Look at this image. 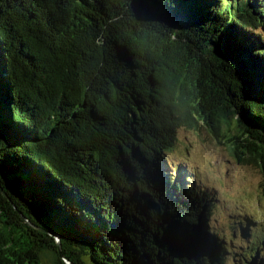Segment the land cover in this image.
Instances as JSON below:
<instances>
[{"label":"trees","instance_id":"obj_1","mask_svg":"<svg viewBox=\"0 0 264 264\" xmlns=\"http://www.w3.org/2000/svg\"><path fill=\"white\" fill-rule=\"evenodd\" d=\"M179 129L264 178V0H0V264H64L18 213L73 264H228ZM248 225L230 264H264Z\"/></svg>","mask_w":264,"mask_h":264},{"label":"rangeland","instance_id":"obj_2","mask_svg":"<svg viewBox=\"0 0 264 264\" xmlns=\"http://www.w3.org/2000/svg\"><path fill=\"white\" fill-rule=\"evenodd\" d=\"M176 140L178 146L167 156L168 162L173 163L171 168L186 164L187 173L196 186L213 197L214 208L208 226L223 233L226 241L231 240L227 260L230 264L244 251V230L240 222L249 223L244 229L248 227L255 233L264 229L263 175L257 167L236 162L227 146L218 143L204 129L199 132L179 129ZM250 212L259 213L260 220L249 222Z\"/></svg>","mask_w":264,"mask_h":264},{"label":"water","instance_id":"obj_3","mask_svg":"<svg viewBox=\"0 0 264 264\" xmlns=\"http://www.w3.org/2000/svg\"><path fill=\"white\" fill-rule=\"evenodd\" d=\"M125 9L129 10L125 16V19L128 18L130 20H133L134 23H131L135 25V31L136 33L143 38H151V34H155L153 36L155 41H159L161 37H165L166 35L169 36L168 39L173 43V44H183L185 39L182 37L176 36L174 34H169L165 32L166 30H159L155 29L157 27V24L160 25L156 20L148 18L147 16H144L140 13V11L137 8L132 7L131 9L126 8ZM124 12V10H123ZM126 11L123 13L125 14ZM124 19V18H123ZM163 26V25H162ZM164 31V32H162ZM157 37V38H156ZM238 78V77H237ZM239 83H241L240 78H238ZM0 194L5 197V193L2 191L0 188ZM18 217L21 220L22 223H24L26 226L32 228L35 231H38L40 233L45 234L48 238H50L55 247V250L57 252L58 258L64 263V264H73L70 262L63 254H62V246H61V237L59 234H54L51 232H46L44 229L39 228L33 224H31L23 215L18 213Z\"/></svg>","mask_w":264,"mask_h":264}]
</instances>
